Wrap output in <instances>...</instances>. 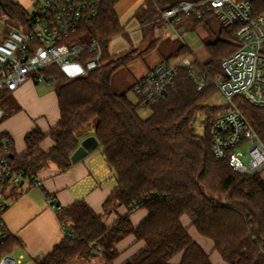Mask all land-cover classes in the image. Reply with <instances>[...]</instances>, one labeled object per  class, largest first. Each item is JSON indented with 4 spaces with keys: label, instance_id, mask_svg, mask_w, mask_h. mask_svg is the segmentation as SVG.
Segmentation results:
<instances>
[{
    "label": "trees",
    "instance_id": "trees-1",
    "mask_svg": "<svg viewBox=\"0 0 264 264\" xmlns=\"http://www.w3.org/2000/svg\"><path fill=\"white\" fill-rule=\"evenodd\" d=\"M117 0H102L97 16L84 28L86 37L106 39L102 66L87 76L68 79L57 66L43 71L57 82L61 118L50 131L36 127L30 130L22 154L13 148L12 139L0 135V151L8 142L6 153L11 165L30 179L50 164L61 171L72 165L71 155L81 139L88 135L82 128L97 119L93 135L97 137L117 184L104 203L105 212L126 206L128 213L107 226L104 215L96 213L85 201L79 200L59 213L65 227L64 237L40 261V264H68L74 258L90 259L98 255L104 264H113L119 251L116 244L134 234L145 246L126 264H172L170 259L183 252L179 264H213L209 254L189 233L181 217L188 214L198 231L215 242V248L228 264H264V178L257 173L248 175L232 168L227 160L218 159L212 149L211 127L226 106L203 104L210 96L213 84L198 91L182 67L170 97L147 107L151 113L143 117L127 92H117L112 77L120 67L131 63L133 50L111 54L110 39L123 32L117 13ZM178 0H146L142 7L143 23L153 20L157 6ZM0 5L12 21L27 24L29 11L17 0H1ZM226 40L209 45L213 55L210 74L221 73L222 60L237 49L229 30L223 29ZM155 40L144 50L153 49ZM191 53L185 45L175 55ZM177 57V56H173ZM167 60H170L168 58ZM193 65L200 69L196 59ZM133 90V86L131 87ZM239 107L264 142V106H256L241 96ZM207 116L205 134L197 132L199 115ZM46 136L55 140L49 151L41 142ZM147 208L148 217L135 226L130 214ZM17 240L10 235L0 247V257L13 250Z\"/></svg>",
    "mask_w": 264,
    "mask_h": 264
},
{
    "label": "built area",
    "instance_id": "built-area-1",
    "mask_svg": "<svg viewBox=\"0 0 264 264\" xmlns=\"http://www.w3.org/2000/svg\"><path fill=\"white\" fill-rule=\"evenodd\" d=\"M102 0H34L37 9L28 16L27 28L11 27L0 42V99L1 93L12 92L29 78L53 85L44 69L57 66L68 79H77L102 66L106 39L86 37L84 28L94 19ZM157 16L144 25L159 24V31H168L191 51L190 30L185 21H202L216 14L223 28L229 30L237 49L222 60V72L210 74L211 66L193 68V58L182 56L179 62L162 60L133 85L140 106L167 100L182 67L198 91L213 84L223 97L226 110L217 115L211 127L212 149L220 160H227L240 173L255 175L264 169V142L236 101L244 97L256 106H264V0H178L158 5ZM143 27L145 28V26ZM192 52V51H191ZM0 105V119L3 117ZM0 151V247L11 235L3 212L12 194L36 180L17 171L6 153L8 142ZM57 211L63 207L49 198ZM65 229V227H64ZM101 253V248L97 249ZM20 257L5 253L0 264H19Z\"/></svg>",
    "mask_w": 264,
    "mask_h": 264
},
{
    "label": "crops",
    "instance_id": "crops-1",
    "mask_svg": "<svg viewBox=\"0 0 264 264\" xmlns=\"http://www.w3.org/2000/svg\"><path fill=\"white\" fill-rule=\"evenodd\" d=\"M17 1L27 10L29 5L34 4V0ZM38 83L27 80L12 93L9 92V102L5 109L2 108L4 114L0 119V135L9 136L14 150L19 154L27 149L25 136L30 130L39 127L48 132L61 118L56 89L46 82ZM87 136L90 134L81 141ZM54 145L55 140L51 136H46L41 142L44 151L51 150ZM116 184L115 172L106 161L101 147L90 151L66 171H61L55 164L42 169L37 174L36 181L24 185L21 191L12 194L11 201L3 212L8 231L17 240L11 252L20 257L19 264L26 257L31 260L44 258L65 235L59 217L60 211L50 205L49 198L63 209L76 201H85L96 213L104 215L105 224L111 226L120 216L128 213L124 205L118 206L112 212H105L104 203ZM148 215V209H138L130 214V220L137 226ZM181 221L188 227L194 241L209 254L213 264H228L216 250L214 240L202 235L192 224L190 216L184 214ZM145 244L144 240L138 239L134 234L124 237L116 244L119 254L113 264H126ZM182 258L183 252H180L170 259V263L179 264ZM93 261L104 264L105 258L102 253H98L90 259L74 258L68 264H92Z\"/></svg>",
    "mask_w": 264,
    "mask_h": 264
},
{
    "label": "rangeland",
    "instance_id": "rangeland-1",
    "mask_svg": "<svg viewBox=\"0 0 264 264\" xmlns=\"http://www.w3.org/2000/svg\"><path fill=\"white\" fill-rule=\"evenodd\" d=\"M145 1L146 0H117L115 2V11L123 32L112 37L108 43V50L111 54H123L129 50L136 51L134 55L136 57L133 61H131V63L120 67L114 72L112 84L117 92L128 93L130 100L135 105H138V112L143 117L149 116L151 109L140 106L131 87L134 85L136 80L142 74L148 72V70L152 68L155 63L168 58H170L172 62H179L182 57L175 55L176 50L181 46V41L179 39L174 38L168 31H159V24L153 26L144 25L146 23H143L144 19L140 14L142 7H147L148 5ZM36 9V5H29L28 10L30 13L34 12ZM185 25L190 30V39L188 44L190 45L192 51L191 55H193L191 56L190 53L187 54L186 52L183 54L186 56H191V58L196 59L202 65L212 62L213 55L209 50V45L215 44L219 40L222 41L227 39V36L222 33L224 28L219 17H217L216 14H211L202 21L194 22L191 19H188L185 21ZM14 26L19 27L22 25L12 21L0 5V42L7 37L11 27ZM24 26H26V24H24L23 27ZM152 40H155L156 46L149 51L144 50L149 46L150 41ZM193 68L198 69L194 65ZM28 80L39 84L33 78H29ZM56 86H58V84L57 82H54L50 87L56 88ZM10 93H1L2 97L0 99V105L3 109L6 108L5 106L9 102L11 97ZM203 104L210 106L223 104V97L216 87H213V91L211 90L210 96L203 100ZM206 118L207 116L205 114H201L198 116L195 122L196 130L201 135H204L206 131ZM96 124L97 119L92 120L88 125L82 128L81 132L92 135ZM260 175L264 178V169L260 171ZM138 209L147 210L145 207ZM41 260V258L31 260L30 258L26 257L24 260H22L23 262L21 264H40ZM92 264L98 263L94 262Z\"/></svg>",
    "mask_w": 264,
    "mask_h": 264
},
{
    "label": "water",
    "instance_id": "water-1",
    "mask_svg": "<svg viewBox=\"0 0 264 264\" xmlns=\"http://www.w3.org/2000/svg\"><path fill=\"white\" fill-rule=\"evenodd\" d=\"M1 1V0H0ZM99 140L95 135H90L85 137L78 148L71 155V160L73 162H77L84 158L90 151H93L97 147H99Z\"/></svg>",
    "mask_w": 264,
    "mask_h": 264
}]
</instances>
